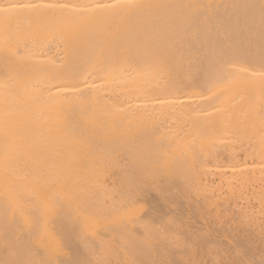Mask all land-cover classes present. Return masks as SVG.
I'll return each instance as SVG.
<instances>
[{"label":"bare ground","instance_id":"bare-ground-1","mask_svg":"<svg viewBox=\"0 0 264 264\" xmlns=\"http://www.w3.org/2000/svg\"><path fill=\"white\" fill-rule=\"evenodd\" d=\"M0 264H264V0H0Z\"/></svg>","mask_w":264,"mask_h":264}]
</instances>
